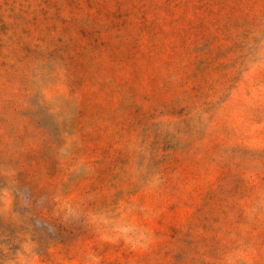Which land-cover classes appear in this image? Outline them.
<instances>
[{"label": "rangeland", "instance_id": "rangeland-1", "mask_svg": "<svg viewBox=\"0 0 264 264\" xmlns=\"http://www.w3.org/2000/svg\"><path fill=\"white\" fill-rule=\"evenodd\" d=\"M0 264H264V0H0Z\"/></svg>", "mask_w": 264, "mask_h": 264}]
</instances>
